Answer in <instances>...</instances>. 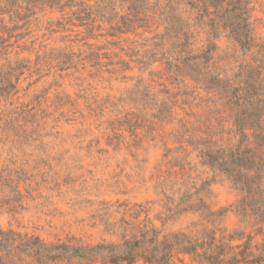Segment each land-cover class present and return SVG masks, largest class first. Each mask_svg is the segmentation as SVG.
<instances>
[{
  "label": "rangeland",
  "instance_id": "374dc122",
  "mask_svg": "<svg viewBox=\"0 0 264 264\" xmlns=\"http://www.w3.org/2000/svg\"><path fill=\"white\" fill-rule=\"evenodd\" d=\"M253 5L254 52L260 57L264 0ZM126 6L124 0H63L53 9L4 14L1 227L47 243H118L137 215L160 226V192L172 177H191L197 184L214 179L210 207L227 210V232L242 227L235 214L240 195L223 175L213 174L206 154L239 147L245 121L264 126V62L242 59L220 39L213 60L200 61L212 74L199 81L179 71L164 28L133 17ZM185 16L199 26L193 47L198 53L205 28L195 14ZM249 66L262 68L259 79ZM213 75L223 80L219 87L212 86ZM254 81L260 84L258 111L249 93L240 102L250 116L226 105L238 101H228L224 92L242 94ZM246 132L253 140L254 130ZM256 142L264 174V138ZM196 219L183 215L166 231H189ZM173 264L192 263L186 257Z\"/></svg>",
  "mask_w": 264,
  "mask_h": 264
},
{
  "label": "trees",
  "instance_id": "16d2710c",
  "mask_svg": "<svg viewBox=\"0 0 264 264\" xmlns=\"http://www.w3.org/2000/svg\"><path fill=\"white\" fill-rule=\"evenodd\" d=\"M62 1L0 0V26H4V14L12 10L53 9ZM124 1L133 17L148 18L164 28V36L177 59V67L187 76L195 74L199 81L205 83L212 69H201L200 61L209 63L213 60L220 39H224L242 59L251 56L255 62H264V53L259 57L254 52L253 0ZM190 14H195L197 22L205 28L207 39L198 53H194L193 47L196 45L195 30L199 26L185 16ZM247 69L257 79L262 75L260 66ZM213 77L212 86L219 87L223 80L220 76ZM254 82H248L242 88V94L236 91L233 95L225 90L222 95L225 99L238 101L226 105L232 104L234 110L240 108L242 114L250 116L252 111L242 108L240 102L249 93L256 97L258 111L261 106L258 102L260 84ZM248 129L255 132L253 140H249ZM240 137L239 147L229 152L218 148L215 152H207L206 157L213 174L223 175L240 195L235 214L241 228L227 232L222 227L227 210L214 211L210 207L209 188L214 179L199 180L197 184V180L191 177L183 178V182L172 177L169 180L171 185L160 192L164 211L155 218L160 223L159 227L154 226V220L146 218L142 221L137 215L129 225L131 229L122 234L120 242L85 245L74 239L47 243L37 236L0 226V264H173L174 258L186 257L192 264H264V240L256 242L257 237L264 238V174L256 142L264 138V126L260 122L248 125L245 121L240 126ZM188 214L197 216L189 231H166L169 222ZM248 228L251 231H247Z\"/></svg>",
  "mask_w": 264,
  "mask_h": 264
}]
</instances>
